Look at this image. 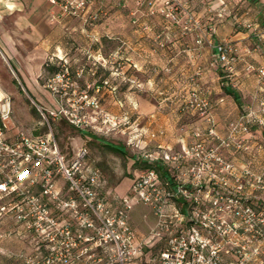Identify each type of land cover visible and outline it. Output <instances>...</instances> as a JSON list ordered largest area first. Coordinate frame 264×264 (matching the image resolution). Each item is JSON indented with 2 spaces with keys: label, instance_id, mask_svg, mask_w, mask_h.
Here are the masks:
<instances>
[{
  "label": "rangeland",
  "instance_id": "rangeland-1",
  "mask_svg": "<svg viewBox=\"0 0 264 264\" xmlns=\"http://www.w3.org/2000/svg\"><path fill=\"white\" fill-rule=\"evenodd\" d=\"M11 22L14 23L13 20ZM102 22L100 24L104 26L107 19H102ZM80 27L84 28L79 20L63 26L70 31L77 28V35L72 32L60 38L56 37L55 39L63 41L65 45L61 52L53 48L60 58L51 52L47 54L45 63H40L38 67L29 66V82L20 77L14 59L8 58L11 51L6 46L2 49L0 43L4 54L0 52V92L10 96L12 100L14 126L29 131L46 132L47 123L44 117L34 111V107L38 110L37 105L41 106L50 119L63 152L68 155L73 149L78 151L82 147L87 148L83 169L100 168L103 176L100 192H110L111 197H119L130 191L133 180L145 169L144 164L135 159L138 151L136 144L140 145L144 141L147 142L145 146L149 147L158 138L152 137L155 132L152 130L153 118H150L152 113H145V110L181 109L188 104L190 113L193 112L189 114L193 127H184L177 136L185 138L189 146H198L200 143L203 145L199 151L206 164L200 173H203L205 183L203 182L201 191L195 186L193 192L196 203L192 216L198 220L192 222L191 228L187 219L174 217L176 210L172 205L165 211L164 217H159L150 205L142 202L136 204L129 215L130 224L142 247V257L136 260V264H156L163 250L169 246L170 239L177 234L198 248L190 256H220L223 264H264V127L258 123H249L250 129L247 133L232 132L231 127L236 121L250 119V111L261 112L264 108L261 105L264 102V91H257V87L254 95L239 91V115L227 118L224 129L216 128L211 134L208 128L203 129L196 124V121L207 120L206 116L196 110L195 103L191 106V93L195 91L189 90L186 96H177V100H167L159 92L169 91L168 84L151 82L144 85V97L138 100L136 95H130L131 99H127L125 94L143 93L137 80L140 71L130 68L129 75L126 63L121 64V54L118 55L120 58L109 59L107 50L103 49L100 54L91 52L88 46L96 43L95 38L80 37ZM28 40L36 46L42 43L43 38H35L33 42ZM18 46L25 55L27 47L20 43ZM50 57L53 59L50 60ZM39 58L42 59L41 55ZM147 73L151 77L154 70H148ZM159 74L161 76L162 71ZM256 78L261 84L264 83L263 79ZM19 81H22L29 95ZM49 85L62 90V93L68 92V95L62 100L55 97ZM178 88V92H181L182 88ZM196 92L200 90L196 89ZM93 96L97 98L98 108L90 105ZM61 105L77 108L78 117L85 116L86 122L74 126L66 120L52 121L48 111L56 110ZM210 119L212 120L211 117ZM212 121L208 123L212 125ZM141 127L145 128L144 131ZM182 144L184 142H176L171 152H183ZM111 147L121 148L125 153L116 152ZM213 155L220 157V161L215 160ZM196 160L200 159L193 155L188 162ZM195 173H198L197 168ZM214 173L218 174V185L214 186L223 194L222 197L213 195V185L207 184ZM78 200L77 197V202ZM216 200L221 207L219 210L213 208ZM80 210L82 213L80 212L81 217L77 214V226L86 221L82 207ZM86 231L89 232V229ZM7 247L0 249V256H8L7 250L11 249ZM11 263L8 259L2 262Z\"/></svg>",
  "mask_w": 264,
  "mask_h": 264
},
{
  "label": "built area",
  "instance_id": "built-area-1",
  "mask_svg": "<svg viewBox=\"0 0 264 264\" xmlns=\"http://www.w3.org/2000/svg\"><path fill=\"white\" fill-rule=\"evenodd\" d=\"M10 1L0 0V21ZM45 1L59 7L61 18L77 19L84 29H94L100 25L102 19L108 18L111 6H126V0ZM132 1L137 7L135 11L145 6L146 12L160 14L180 24L184 31L200 28L191 16L180 22L176 13L178 0ZM221 1L225 3V0ZM59 15L54 18H60ZM0 52L3 54L2 49ZM237 54V48L231 43L219 44L216 61L231 69L238 59ZM247 70L256 72L264 80V67L256 69L249 65ZM49 87L53 95L61 100L68 95V92L62 93L53 85ZM194 91L191 93V106L195 103L196 110L211 122L208 101L200 92ZM91 100L90 105L98 108L96 96ZM261 105L264 107V102ZM182 107L189 111L188 104ZM37 108L47 123V131L42 133L17 128L13 123L12 100L1 93L0 249L8 242L23 245L19 249L7 250L8 256L17 258L23 264H136V260L142 257V247L129 221L130 212L136 204L142 202L150 205L159 217H164L165 211L172 205L176 210L174 217L187 219L191 228L192 222L198 220L192 215L196 203L193 200L195 186L201 191L205 183L203 173H200L206 164L199 151L203 147L201 143L189 146L185 138L180 137L179 141L184 144L183 152L179 154H173V147L162 143L154 149L136 144L138 151L135 159L146 164V167L133 180L126 195L111 197L110 192H100L103 185L100 168L83 169L87 148L73 149L71 154L66 155L45 110L38 105ZM48 112L54 122L66 120L74 126L86 122L85 116L78 117L77 108L61 105ZM248 117L250 119L246 121L232 123V132H249V123L264 127V108L260 113L250 111ZM214 129L211 125L209 133H214ZM163 136L165 132L162 129L152 134L153 138ZM193 155L200 160L188 162ZM220 159L215 156V160ZM196 168L198 173H195ZM217 175L214 173L206 183L213 185V195L222 197L223 194L214 186L218 185ZM213 203L215 210L221 209L218 200ZM81 207L86 221L77 226V214L81 217ZM157 234L160 235V232L157 231ZM197 249L177 234L170 239L169 246L163 250L156 264H223L220 256H190Z\"/></svg>",
  "mask_w": 264,
  "mask_h": 264
},
{
  "label": "crops",
  "instance_id": "crops-1",
  "mask_svg": "<svg viewBox=\"0 0 264 264\" xmlns=\"http://www.w3.org/2000/svg\"><path fill=\"white\" fill-rule=\"evenodd\" d=\"M8 5L0 21L1 47L9 48L11 57L5 55L9 60L14 59L20 77L29 82V66L38 67L40 63H45L47 54L51 52L60 58L53 48L61 52L65 45L55 38L72 32L77 35V28L71 31L63 28L77 19L61 18L59 7L45 0H12ZM125 5L122 10L108 14L104 26L100 24L94 29L80 27L79 36L95 38L96 43L88 46L94 54H100L103 49L108 51L109 59L120 58L118 55L121 54V64L126 63L127 67L123 68L128 69L129 75L130 68L140 71L137 80L143 93L125 94L127 99H131L130 95H136L138 100L144 97V85L151 82L168 84L169 91H160L159 94L172 101L173 98L177 100V96H186L189 90L199 89L209 103L208 116L213 120L212 125L221 130L227 118L239 115L237 102L224 92V86L251 95L256 93V87L257 91H264V83L261 84L256 78V72L247 70L249 65L256 69L264 67V0H225L224 4L221 0H178L176 13L180 22L191 16L200 25V28L190 31H184L180 24L160 14L146 12L145 6L135 11L137 7L132 0H126ZM58 15L60 18H54ZM6 20H9L8 23ZM35 38H43L42 43L34 46L28 40L33 42ZM19 43L27 47L25 55ZM223 43H231L238 50V59L231 69L216 61L217 46ZM152 69L154 73L150 77L147 72ZM161 71L163 74L160 76ZM19 84L29 95L22 81ZM178 87L182 88L181 92H178ZM146 112L152 113V130L156 132L162 129L165 132V136L153 140L149 146L152 149L159 143L174 147L179 141V130L193 127V121L189 120V114L193 112L182 108H154ZM196 122L203 129L211 126L209 121ZM144 129L141 127V130ZM145 145L141 143V146ZM5 246L13 250L23 247L16 242H8L2 249ZM7 259L11 264L21 262L12 256H0V264Z\"/></svg>",
  "mask_w": 264,
  "mask_h": 264
},
{
  "label": "trees",
  "instance_id": "trees-1",
  "mask_svg": "<svg viewBox=\"0 0 264 264\" xmlns=\"http://www.w3.org/2000/svg\"><path fill=\"white\" fill-rule=\"evenodd\" d=\"M109 9H110L109 10V14H110V13H113V12H118V11L122 10L123 8L122 7H117V6H113V7L111 6ZM104 83H106V82L104 81ZM224 92L226 94H228V95H231L235 99V101L238 104H240L241 96H240V93L237 90H235L234 88H231L230 86H224ZM34 111L38 113V110L36 109V107H34ZM111 148L114 151H116V152L123 153V154L125 153V151L123 149H121V148H117V147H111ZM145 167H146V164H144V168Z\"/></svg>",
  "mask_w": 264,
  "mask_h": 264
},
{
  "label": "bare ground",
  "instance_id": "bare-ground-1",
  "mask_svg": "<svg viewBox=\"0 0 264 264\" xmlns=\"http://www.w3.org/2000/svg\"><path fill=\"white\" fill-rule=\"evenodd\" d=\"M0 96H1V92H0Z\"/></svg>",
  "mask_w": 264,
  "mask_h": 264
}]
</instances>
